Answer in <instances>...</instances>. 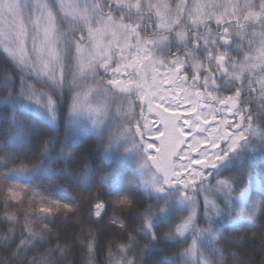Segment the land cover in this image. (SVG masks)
Instances as JSON below:
<instances>
[{"label":"snow or ice","instance_id":"1","mask_svg":"<svg viewBox=\"0 0 264 264\" xmlns=\"http://www.w3.org/2000/svg\"><path fill=\"white\" fill-rule=\"evenodd\" d=\"M0 264H264V0H0Z\"/></svg>","mask_w":264,"mask_h":264}]
</instances>
